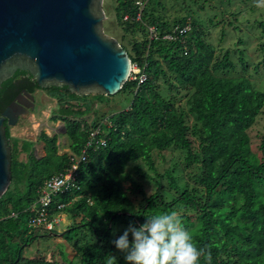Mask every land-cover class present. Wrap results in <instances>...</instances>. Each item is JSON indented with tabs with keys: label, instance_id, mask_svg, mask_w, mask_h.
<instances>
[{
	"label": "trees",
	"instance_id": "obj_1",
	"mask_svg": "<svg viewBox=\"0 0 264 264\" xmlns=\"http://www.w3.org/2000/svg\"><path fill=\"white\" fill-rule=\"evenodd\" d=\"M239 1L244 3L239 10L231 8L235 0L112 1L117 41L140 71L114 94L130 96V104L108 124L89 122L82 118L90 105L74 116L69 103L86 96L66 87L47 89L58 101L56 113L62 115L72 154L79 155L94 130L99 131L95 140L105 144L87 147L78 189L56 196L58 203L71 202L63 210L70 219L59 235L63 242L31 258L23 251L34 239L59 236L29 227L26 210L39 187L65 172L70 160L68 153L57 154L56 137L41 135L45 155L37 159L29 152L31 142L20 144L6 129L11 180L0 197V264H105L109 254L117 264H129L112 241L130 222L138 226L149 215L169 211H177L203 250L199 264H264V3ZM208 14L213 17L203 20ZM150 27L157 39H148ZM210 30L217 33L215 42L208 39ZM164 34L174 39H162ZM31 84L37 86L23 87L31 91ZM15 88L11 79L2 84L0 112L8 104L7 90ZM112 96L91 100L109 102ZM164 152L179 155V173L159 172ZM20 154L27 160H19ZM137 161L151 174L140 166L135 173L154 183V192L130 174L121 179Z\"/></svg>",
	"mask_w": 264,
	"mask_h": 264
},
{
	"label": "water",
	"instance_id": "obj_2",
	"mask_svg": "<svg viewBox=\"0 0 264 264\" xmlns=\"http://www.w3.org/2000/svg\"><path fill=\"white\" fill-rule=\"evenodd\" d=\"M103 3L0 0V89L22 71L40 89L66 87L78 97L116 94L128 80L132 62L119 42L104 32ZM31 107L33 103L18 100L0 113V197L11 180L6 127Z\"/></svg>",
	"mask_w": 264,
	"mask_h": 264
},
{
	"label": "rangeland",
	"instance_id": "obj_3",
	"mask_svg": "<svg viewBox=\"0 0 264 264\" xmlns=\"http://www.w3.org/2000/svg\"><path fill=\"white\" fill-rule=\"evenodd\" d=\"M114 0H104L103 8L107 16L106 22L103 24V29L105 34L115 38L117 40V36L119 35V31L117 30V27L115 26V19H114V13L112 12V8L114 6L113 2ZM213 1V0H210ZM167 3V1H166ZM234 3V2H233ZM232 3V4H233ZM168 5V12L172 11V7L169 3ZM225 13L228 14L230 8L228 9V5L226 3L222 4ZM244 7V3L239 0H235V3L231 5V8L234 10H239L240 8ZM247 8V7H246ZM108 13V14H107ZM209 18L213 17L212 15L203 16V20H207ZM219 18L215 19L214 21L217 22ZM220 27V25H219ZM118 34V35H117ZM150 34L148 32V39ZM208 39H210L212 42H215L217 33L210 30L207 33ZM140 35L136 36V39H139ZM134 71L133 73H135ZM166 92V91H165ZM164 92V93H165ZM35 99H36V110L29 114L26 118H23V120L18 121L17 124L10 126L8 128L9 134L11 138H17L20 141V144L23 141L31 142L30 143V149L29 152L37 159L43 157L45 155L44 148L45 145L41 141V135L46 134L49 137H56V144L58 145L57 154H64L68 153L70 154L71 151L69 149L68 145V138L66 136V128L65 123L60 120L62 117L61 114L54 112L53 109L59 108L58 101L56 98L52 97L48 90L44 91H36L35 92ZM87 99L85 100H70L69 103L71 105V111H73L74 116L76 115V112H84L85 111V105H90V111L85 115L82 119H85L86 121H102L105 122V124L109 123V119L113 114L116 112L126 109L131 101L130 96H116L113 95L110 98V101H104L103 103L98 102L96 100H91L92 96H86ZM72 115H67L68 118H73ZM57 117V119H55ZM79 118V117H78ZM165 161L158 162L157 161V167L160 173H163L165 169L170 168L173 172L179 173L181 171V163L179 159V155H172L169 152H164ZM19 160L26 161L27 155L26 154H20L18 156ZM137 166H140L143 171L148 172L151 174L146 166L140 165V162H131L126 167V174L123 175L121 179H124L125 176L128 174L132 175V177L140 183L146 192H154L155 191V184L147 179H139V176L135 173V168ZM176 175V174H175ZM182 176V173H181ZM128 183H125L124 186L126 187ZM60 223L58 226H56L52 230V235L59 236L61 231L66 228V226L69 223V217L67 214H61L59 216ZM33 233L36 236H43L44 232L42 230H34ZM59 242H63L62 239L59 237H55L50 239L49 237L44 238H38L34 239L32 244L27 247L23 251V256L26 258H31L36 256L37 254H41L46 246L53 244H58ZM51 249V248H50ZM50 249L48 251H50ZM116 252L119 255L124 256V253L120 252L116 249ZM50 253V252H49Z\"/></svg>",
	"mask_w": 264,
	"mask_h": 264
},
{
	"label": "clouds",
	"instance_id": "obj_4",
	"mask_svg": "<svg viewBox=\"0 0 264 264\" xmlns=\"http://www.w3.org/2000/svg\"><path fill=\"white\" fill-rule=\"evenodd\" d=\"M112 243L129 264H199L203 251L177 211L149 215L138 226L130 222ZM105 264H117L116 257L109 254Z\"/></svg>",
	"mask_w": 264,
	"mask_h": 264
},
{
	"label": "built area",
	"instance_id": "obj_5",
	"mask_svg": "<svg viewBox=\"0 0 264 264\" xmlns=\"http://www.w3.org/2000/svg\"><path fill=\"white\" fill-rule=\"evenodd\" d=\"M140 6L141 3L138 2ZM140 17L137 15L136 19ZM126 19V17L124 18ZM189 29V26H186L183 29L178 30L179 34H184ZM150 34V39H157L156 30L153 27L148 29ZM162 39L173 40L174 37L171 34H164ZM136 71L135 73H133ZM139 69L136 64H132L131 73L129 79H136L135 74H139ZM139 82L142 83L145 81V75L140 74L138 77ZM99 133L98 130H94L90 133V140L87 142L86 146L79 155L68 154L70 160V167L63 173L53 176L47 179L37 191V200L33 205H30L26 210L30 216L28 220V226L31 228H44L48 231H52L56 226L59 225L60 220L59 216L61 214H66L63 210L71 204V202H57L56 196L65 192L73 191V189H78V167L81 163L86 162L87 160V147L92 146L100 142L101 145H104V140H95V136ZM11 217H16L15 213L10 214Z\"/></svg>",
	"mask_w": 264,
	"mask_h": 264
},
{
	"label": "flooded vegetation",
	"instance_id": "obj_6",
	"mask_svg": "<svg viewBox=\"0 0 264 264\" xmlns=\"http://www.w3.org/2000/svg\"><path fill=\"white\" fill-rule=\"evenodd\" d=\"M20 72H15L14 75L10 78L11 82H13V84L15 85V89H8L6 92V96L8 99V104L5 106L4 109H6L8 106H10L13 102H18V100L20 101H25V103H33V107L28 108L27 110V115H23V116H19L17 118L16 124L18 121L23 120V118H26L29 114L33 113L36 110V99H35V92L36 91H44L46 89H40L37 86H33L32 84L30 85V87L32 88L31 91H28V89L23 87V84H26L27 82H34L31 77L29 79V75L27 74H23ZM25 93L30 94L33 97V100L31 101V99H29ZM54 112H56L58 110V108L53 109ZM3 111V110H2ZM1 111V112H2ZM0 112V113H1ZM10 126H7V128H9Z\"/></svg>",
	"mask_w": 264,
	"mask_h": 264
}]
</instances>
